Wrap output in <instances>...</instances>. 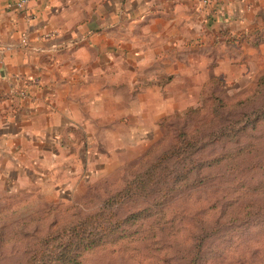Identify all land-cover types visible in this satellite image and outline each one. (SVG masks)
Listing matches in <instances>:
<instances>
[{"label":"crops","instance_id":"crops-1","mask_svg":"<svg viewBox=\"0 0 264 264\" xmlns=\"http://www.w3.org/2000/svg\"><path fill=\"white\" fill-rule=\"evenodd\" d=\"M21 2L0 0V192L47 197L196 104L229 49L221 41L259 28L264 9V0Z\"/></svg>","mask_w":264,"mask_h":264},{"label":"rangeland","instance_id":"rangeland-1","mask_svg":"<svg viewBox=\"0 0 264 264\" xmlns=\"http://www.w3.org/2000/svg\"><path fill=\"white\" fill-rule=\"evenodd\" d=\"M260 14L136 150L57 197L0 192V264H264Z\"/></svg>","mask_w":264,"mask_h":264},{"label":"built area","instance_id":"built-area-1","mask_svg":"<svg viewBox=\"0 0 264 264\" xmlns=\"http://www.w3.org/2000/svg\"><path fill=\"white\" fill-rule=\"evenodd\" d=\"M28 0H22L21 4L19 5L20 7H23L27 4Z\"/></svg>","mask_w":264,"mask_h":264},{"label":"trees","instance_id":"trees-1","mask_svg":"<svg viewBox=\"0 0 264 264\" xmlns=\"http://www.w3.org/2000/svg\"><path fill=\"white\" fill-rule=\"evenodd\" d=\"M224 34V33H223ZM229 35H230V33H229ZM224 36H226V34H224Z\"/></svg>","mask_w":264,"mask_h":264}]
</instances>
